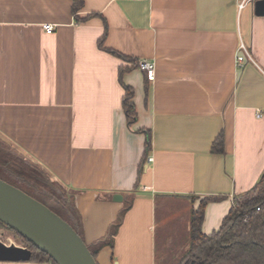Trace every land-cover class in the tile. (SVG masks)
<instances>
[{"label":"crops","instance_id":"obj_1","mask_svg":"<svg viewBox=\"0 0 264 264\" xmlns=\"http://www.w3.org/2000/svg\"><path fill=\"white\" fill-rule=\"evenodd\" d=\"M240 2L84 0L75 12L74 0H0V137L75 192L88 244L131 204L100 264H157L159 198L199 196L192 212L223 196L205 207L210 233L261 178L264 16ZM241 37L256 62L238 66ZM143 59L154 80L134 66ZM124 84L135 90L132 125ZM221 132L225 152L214 153Z\"/></svg>","mask_w":264,"mask_h":264},{"label":"trees","instance_id":"obj_2","mask_svg":"<svg viewBox=\"0 0 264 264\" xmlns=\"http://www.w3.org/2000/svg\"><path fill=\"white\" fill-rule=\"evenodd\" d=\"M84 0H74L73 10L82 9ZM87 18V17H85ZM78 19H82L78 16ZM105 34L100 39L103 44ZM139 67V64H134ZM129 67L122 66L121 72ZM146 80L149 81L145 74ZM123 107L130 125L138 119L134 102V87L124 84ZM149 88L146 85V92ZM146 131V154L152 147L151 130ZM212 152H225L224 133L221 132L212 144ZM0 178L20 187L32 196L50 206L55 212L69 221L83 236L82 220L75 202V192L70 197L60 195L53 184L49 183V173L0 137ZM199 197V196H196ZM223 196H206L200 205L191 212L190 246L177 264H264V172L258 182L248 191L234 196L233 204L222 225L210 233L202 230L205 207L210 201L220 200ZM130 203L124 207L118 220L112 226L105 240L88 244L98 261V253L106 244L114 246L115 235L123 221ZM260 207V209H258ZM21 240L23 245L32 249L30 261L57 264L48 253L36 247L12 227L0 220ZM99 262V261H98ZM100 264V263H99Z\"/></svg>","mask_w":264,"mask_h":264},{"label":"water","instance_id":"obj_3","mask_svg":"<svg viewBox=\"0 0 264 264\" xmlns=\"http://www.w3.org/2000/svg\"><path fill=\"white\" fill-rule=\"evenodd\" d=\"M255 13L264 16V0H255ZM122 201V194H114ZM0 220L45 251L57 264H99L84 237L50 206L0 178ZM33 251L12 239L0 238V261H28Z\"/></svg>","mask_w":264,"mask_h":264},{"label":"rangeland","instance_id":"obj_4","mask_svg":"<svg viewBox=\"0 0 264 264\" xmlns=\"http://www.w3.org/2000/svg\"><path fill=\"white\" fill-rule=\"evenodd\" d=\"M25 158L27 157L25 156ZM27 160L30 159L27 158ZM49 183L53 184L56 191L63 197L72 196V190L53 180L50 175ZM197 199H200V197L193 196L184 199L161 197L157 200V264H177L188 251L192 203ZM0 238L4 241L12 239L23 245L19 237L4 225H0Z\"/></svg>","mask_w":264,"mask_h":264},{"label":"built area","instance_id":"obj_5","mask_svg":"<svg viewBox=\"0 0 264 264\" xmlns=\"http://www.w3.org/2000/svg\"><path fill=\"white\" fill-rule=\"evenodd\" d=\"M255 1V0H241L239 3L240 9H242L248 2ZM45 29L48 32H53L55 29V25L52 23H45ZM256 62L254 56L251 52L250 46L248 43L241 37L239 47H238V55H237V62L238 66H243L246 62ZM139 68L145 72L147 78L151 81L154 80L156 77V64L152 60L143 59L139 62ZM150 161L153 160L152 156L148 158ZM260 209V207H258Z\"/></svg>","mask_w":264,"mask_h":264}]
</instances>
